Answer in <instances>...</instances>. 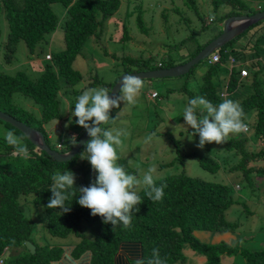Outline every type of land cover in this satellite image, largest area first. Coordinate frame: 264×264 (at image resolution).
Wrapping results in <instances>:
<instances>
[{"label":"trees","instance_id":"obj_1","mask_svg":"<svg viewBox=\"0 0 264 264\" xmlns=\"http://www.w3.org/2000/svg\"><path fill=\"white\" fill-rule=\"evenodd\" d=\"M57 3L66 8L62 25L64 49L51 54V59H46L44 72L36 79L24 70H19L14 75L0 72V111L40 130L45 135L47 144L56 151L58 150L53 139L44 131L45 125L63 119L65 111L62 108V97L69 95L75 86L85 80L84 75L75 68L77 59L83 55V48L88 39L99 35L98 31L106 20L119 11L120 0H0V20L4 17L8 27L7 37L2 41L3 29L0 24V52L3 53L0 56L5 64L12 65L11 63L18 56V46L22 41L28 49L29 59L34 57L39 45L48 43L50 36L60 27L59 17L53 8ZM188 4L193 9L197 8L195 0H189ZM221 4H228L234 9L245 11L227 14L221 23L231 16L243 15V13L253 15L259 12L248 7L241 0L213 2L217 8ZM260 11H264V8ZM142 21L143 17L140 14L138 22L143 28ZM214 21L212 19L209 24H213ZM208 28L212 31L210 32L213 34L212 38L199 42L189 59L182 63L176 64L175 61L170 60L166 64L161 63V66H156L150 59L127 58L125 59L127 63L130 62L132 67L139 69H128L125 73L171 68L187 63L222 34V28L211 27L208 23L203 26L202 31L206 33ZM253 29L257 30L250 34L249 39L251 38L252 41L249 43L251 45L256 36L254 45L252 47L238 45V41ZM248 31L215 52L219 54L221 62L210 66L204 77L200 95L218 104L222 100L221 92L227 88L229 96L242 106L244 121L249 113H256L257 122L253 125L254 136L264 139V82L259 75L264 67L263 65L261 67L260 60L251 62L252 66L250 65V60L255 58V55L251 56L250 53L258 56L264 50V48L261 50L262 44L258 47L264 38V21ZM128 38L130 34L125 29L122 40ZM230 55L241 57V60H244L242 65H246L245 67L250 68L252 72L249 78L240 81L241 70H233L230 77L222 78L221 85L224 88L220 91L212 74L219 77L218 68L226 66ZM117 81L118 79L107 89L111 91ZM80 92H77V96L82 93ZM16 93L34 100L41 109L40 118H37L34 112L15 103ZM158 95L160 97V94ZM5 124L25 138V146L12 142L9 147L26 152V162H21L22 165L16 167L0 163V260L4 259V264H58L62 260L63 244L38 245L35 243L36 217L43 219L41 222H44L47 232L52 237L65 240L70 236H76L78 242L72 250V258L81 259L89 253L91 264H138L141 261L146 264V261L152 258L154 249L159 250L165 264L185 263L187 257L184 250L187 247L205 256L207 264H223L224 255L241 256L247 264H264V247L260 250H252L226 243L209 244L196 237V231L215 234L236 232L239 225L226 219V212L235 201L231 187L192 178L185 172L156 180L158 185H167L161 201L149 200L143 188L138 194L144 202L139 205L140 211L132 214L131 225L127 228L122 225L113 226L110 223L101 224L102 218L92 216L90 209L81 207L74 200L75 196L70 197L66 202L67 206L71 207V211L67 213H62L56 208L48 209L47 203L51 197L49 189L53 183L52 174L55 170L80 169L82 167L79 165L80 153L84 147L71 161L60 163L45 152L39 154L23 133L12 125ZM84 132L85 129L75 135L78 141ZM248 140L242 132L236 136H230L228 142L220 146L228 152L226 155L228 158L241 155L239 168L245 178L249 182L251 180L252 185V172L257 170V174L264 177V169L248 168V164L263 160L264 150L250 153L246 147ZM75 145L69 142L64 145L59 144L62 150L59 152H69ZM200 162L209 170L220 169V164L209 156L201 155ZM123 166L130 171L127 162ZM92 172L96 178L93 169ZM75 181L77 188L90 186L89 181L85 179L79 178ZM72 191L78 195V190L74 188ZM22 196L25 203L20 201ZM30 206L34 208L30 209ZM86 232L90 234L89 237ZM26 241L35 244V254L27 249ZM11 250L17 253L9 254Z\"/></svg>","mask_w":264,"mask_h":264},{"label":"rangeland","instance_id":"obj_2","mask_svg":"<svg viewBox=\"0 0 264 264\" xmlns=\"http://www.w3.org/2000/svg\"><path fill=\"white\" fill-rule=\"evenodd\" d=\"M188 1L120 0L119 11L106 20L103 27L98 31L99 35H94L88 39L83 48V55L77 59L75 68L84 75L85 80L75 86L69 95H62V108L65 111L63 119L45 125L44 131L53 139L58 151H62L58 146L59 144H67L71 136H75L84 130L83 127L74 122H69L70 113L67 112L70 106L74 107L78 91L83 92L89 88H108L126 70L139 69L132 67L130 62L127 63L125 60L127 58L134 60L150 59L156 66L159 63L166 64L170 60L180 64L189 59L199 42L202 43L203 40L212 38L213 34H210L212 32L210 28L206 30V33L202 31L205 24L208 23L211 27L217 26L223 29L227 19L223 23L221 22L227 14L245 12L234 9L228 4H221L217 8L213 5L216 0H195L197 3L195 10L188 4ZM241 1L257 11L264 8V0ZM53 8L59 17L60 27L50 36L48 43L39 45L37 52L33 55L34 57L29 59L25 43L20 42L17 51L18 56L11 63L12 65L5 64L4 59L0 56V72L14 75L17 71L24 70L36 79L44 72L47 57L64 49L62 25L64 24L66 8L59 3L55 4ZM140 14L143 17V28L138 22ZM211 18L215 20L213 24H209ZM0 24L3 29L1 39L3 41L8 33L7 22L4 17H1ZM125 29L129 32L130 38L122 40ZM255 30L257 29L248 31L238 41V45L249 46V42L252 41L251 38L249 39L250 34ZM255 37L249 47H252L256 42ZM260 46L262 50L264 38L258 44V47ZM238 47L242 48L241 46ZM0 54L3 55L1 52ZM250 55H255V58L250 60V65L252 66L251 62L260 60L262 67L264 50L258 56L252 53ZM237 58L244 61L241 60V57ZM228 64L229 62L221 69L216 66L220 78L212 74L220 91L224 88L221 85L222 78L229 76ZM238 67H240L239 63ZM209 69V63L203 61L191 73L184 76L143 80L144 88L137 97V103L130 106L121 102L120 108L112 110L111 115L113 118L116 117L115 120L105 124L104 127L113 131H121L122 144L117 147L118 163L123 166L127 162L130 171H126L141 181L144 175L152 169L151 174L155 181L168 175L185 172L192 178L231 187L235 202L226 212V219L239 225L236 233L238 238L242 239L241 247L260 250L264 247V177L258 175L257 170L253 171L251 174L253 184L251 185V180L249 182L239 168L241 155L236 158H228L226 156L228 152L220 144H208L200 149L197 147L198 136L195 140H190L193 137L186 130L182 127L176 128V126L185 123L182 117L183 110L188 106L190 98L200 95L201 87L205 81L204 77ZM259 75L264 82V70ZM93 80L94 82H92ZM155 91L160 94V99H151L150 95ZM14 101L20 107L34 112L36 117L40 118L41 109L34 100L16 93ZM244 122L251 128L250 132L244 133V136L249 139L246 144L248 151L257 153L264 150V139L254 136L253 125L257 122L256 113H249ZM189 131L192 130L189 129ZM236 135L231 134L230 136ZM149 136H151V140H147ZM12 142H18L22 146L26 145L25 138L0 121L1 165L9 164L11 167H16L22 165L21 162H26V152L17 148H10ZM195 154L197 155L195 156ZM201 155L214 159L220 164V169L212 171L205 168L200 162ZM79 165L82 166L80 169L69 170L75 174V179H85L91 185L95 181L91 164L87 160L80 159ZM248 168L264 169V159L249 163ZM64 172L66 171L55 170L52 175ZM143 188V184L138 185L136 191L139 193ZM20 201L25 203L23 196ZM33 208L30 206V209ZM42 220L41 217L35 218L34 240L36 244H74L78 242L76 236H70L65 240L50 236L44 222H41ZM86 234L88 237L90 236L87 232ZM214 235L211 232L199 231L198 238L203 242L212 244V236ZM234 242L235 240H232V243ZM11 253L15 254L17 251L11 250L9 254ZM225 258L227 260V257ZM192 260L193 258H190L187 264H199L197 260ZM222 261L224 264V259ZM200 263L207 264V262ZM227 264H247V262L241 256H233Z\"/></svg>","mask_w":264,"mask_h":264},{"label":"clouds","instance_id":"obj_3","mask_svg":"<svg viewBox=\"0 0 264 264\" xmlns=\"http://www.w3.org/2000/svg\"><path fill=\"white\" fill-rule=\"evenodd\" d=\"M214 54L206 61L209 62ZM242 62L244 61H240V67H235L233 70L246 68ZM250 71L252 72L251 69ZM231 74L229 72V77ZM119 83L120 92L115 96L111 95L113 89L110 91L107 88H89L76 98L74 107H69L67 111L70 113L69 122L83 127L90 137L80 153V159L87 160L91 164L96 178L90 186L77 188L75 174L71 170L57 173L52 177L53 183L49 189L51 197L47 208H56L62 213H67L71 211V207L67 206L66 202L70 197L75 196L74 200L81 207L90 209L92 216H100L104 224L122 225L127 228L131 225L132 214L138 213L139 205L144 202L136 191V186L143 184L145 195L149 200L156 202L164 198V189L167 185L156 183L151 174L152 169L141 181L118 163L117 147L122 144V133L119 130L105 128L103 125L115 120L116 117L113 118L111 113L113 109L120 108L121 102L134 106L144 88L143 79L137 75H125ZM159 98L158 95L156 99ZM182 117L185 123L176 128L182 127L186 130L193 137L190 140H195L198 136L197 147L200 149L211 143L224 144L228 142L231 134L245 133L248 130L243 119V108L233 99H222L220 103L214 104L204 96L197 95L190 98ZM147 140H151V136L147 137ZM69 143L77 144V137L72 136ZM74 188L78 190V195L72 191ZM1 260L4 264V259ZM146 264H165V261L160 257L159 250L154 249L152 258L148 259Z\"/></svg>","mask_w":264,"mask_h":264},{"label":"water","instance_id":"obj_4","mask_svg":"<svg viewBox=\"0 0 264 264\" xmlns=\"http://www.w3.org/2000/svg\"><path fill=\"white\" fill-rule=\"evenodd\" d=\"M264 21V11H259L253 15H236L228 18L223 25L222 34L207 45L197 56L185 64L177 65L171 68H161L157 70L124 73L116 82L113 87L111 95L115 96L120 92V80L125 75H137L143 80H154L164 78H174L187 75L191 70L199 65L201 62L206 61L212 54L222 49L224 46L231 43L236 38L243 35L251 27ZM0 120L17 128L24 136L36 147V151L41 154L47 153L53 160L63 163L69 162L76 157L78 152L84 147L86 142L90 139L87 131L80 137L78 143L69 152H59L53 150L46 141L45 135L38 129L21 122L14 116L0 111ZM27 249L32 253H36V246L30 241H26Z\"/></svg>","mask_w":264,"mask_h":264},{"label":"crops","instance_id":"obj_5","mask_svg":"<svg viewBox=\"0 0 264 264\" xmlns=\"http://www.w3.org/2000/svg\"><path fill=\"white\" fill-rule=\"evenodd\" d=\"M160 64L161 63H159L158 65L160 66ZM230 98L231 97L229 96L227 99H230ZM153 100H156V99H153ZM200 232H203V231H200ZM198 233H199V231L195 232V235L197 236V238H198ZM213 234H215V233H213ZM212 238H213L212 244L226 243V244H229V245H232V246H240V244L242 242V239L238 238V234L236 232H234V233L228 232V233H220V234L217 233L214 236H212ZM232 240H235V242L232 243ZM204 243H206V242H204ZM61 244H63L62 246H64L63 247L64 256H63L62 260L58 264H91V255L89 253H87L84 256H82L81 259L74 260L72 258L71 255H72V250L74 249L75 243L74 244L61 243ZM184 253H185L186 257H187V261L185 263H183V264H187L189 262L190 258H193L192 261H196L197 260L199 262V264H201L200 262H202V263L207 262V258L205 256H203V255L198 256L199 254H197L195 251H193L189 247H187L184 250ZM225 257H227V260H226ZM228 257L229 256H226V255H224L222 257V259H224V264H227V263H229L232 260V257H230V258H228Z\"/></svg>","mask_w":264,"mask_h":264},{"label":"built area","instance_id":"obj_6","mask_svg":"<svg viewBox=\"0 0 264 264\" xmlns=\"http://www.w3.org/2000/svg\"><path fill=\"white\" fill-rule=\"evenodd\" d=\"M211 21H212V19H210V22H211ZM47 58H48V59H51L52 56L49 55ZM228 61H229V65H228V67H229V69H230V74H231L232 71H233V69H234L235 67H238V63H239V65H240V61H239L235 56H232V55H230V56L228 57ZM220 62H221V61H220V56H219L218 54H214L213 57L209 60L208 63L211 64V65H214V64H217V63H220ZM238 69H241L240 81H242V80H244V79L250 77V75H251V71H250V69H248V68H238ZM228 84H229V83H228ZM150 97H151L152 99H156V98L158 97V94H157L156 92L151 93ZM228 97H229V93H228L227 88H226V89H224V90L221 92V98H222V99H227ZM247 126H248V125H247ZM249 130H250V127L248 126V130H247V132H249ZM247 132H245V133H247ZM0 264H3V260H0Z\"/></svg>","mask_w":264,"mask_h":264},{"label":"bare ground","instance_id":"obj_7","mask_svg":"<svg viewBox=\"0 0 264 264\" xmlns=\"http://www.w3.org/2000/svg\"><path fill=\"white\" fill-rule=\"evenodd\" d=\"M209 66H211V64H209Z\"/></svg>","mask_w":264,"mask_h":264}]
</instances>
